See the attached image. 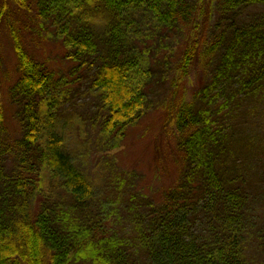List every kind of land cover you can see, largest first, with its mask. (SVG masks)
Returning a JSON list of instances; mask_svg holds the SVG:
<instances>
[{"label": "trees", "instance_id": "16d2710c", "mask_svg": "<svg viewBox=\"0 0 264 264\" xmlns=\"http://www.w3.org/2000/svg\"><path fill=\"white\" fill-rule=\"evenodd\" d=\"M12 1L45 31L54 29L74 73L84 71L89 83L83 94L92 96L95 111L89 118L93 135L86 139L87 122L75 106L78 90L60 86L9 21L18 65L11 93L25 127L16 145L0 152V264H264V225L255 220L264 217V170L252 161L262 160L261 148L248 135L229 136L210 107L178 110V129L188 132L180 142L185 169L160 205L152 200L131 233L119 236L108 226L122 188L83 163L89 152L82 147H91L93 136L110 150L148 111L154 76L145 50L149 34L192 22L191 4ZM2 2L0 26L12 8L10 0ZM233 2L237 7L264 0ZM227 7L225 13L233 9ZM203 22L196 23L181 60L185 75L198 54ZM213 45L219 62L208 86L216 94L229 91L228 105L239 100L245 103L240 111L257 115L264 105V23L240 26L232 19ZM224 82L227 87L220 88Z\"/></svg>", "mask_w": 264, "mask_h": 264}, {"label": "rangeland", "instance_id": "374dc122", "mask_svg": "<svg viewBox=\"0 0 264 264\" xmlns=\"http://www.w3.org/2000/svg\"><path fill=\"white\" fill-rule=\"evenodd\" d=\"M0 0V6L3 4ZM30 2L31 0H26ZM191 4L192 22L177 24L172 29L162 28V32L152 38L149 34L145 50L149 52L150 67L154 76L148 87L150 108L140 121L131 127L119 142L108 150L107 146L97 145L93 136L91 147H82L89 157L83 163L91 173L101 174L102 181H113L122 188V196L109 213V229L118 235L132 232L135 222L152 209V200L160 205L167 190L180 179L185 164L181 160L180 142L187 134L182 133L176 124L177 112L185 105H193L200 110L211 108L210 114L216 124L222 125L230 135L243 134L257 139L260 146L261 161H254L255 168L264 170V105L257 115L243 113L245 103L234 100L227 104L229 91L216 94L208 84L214 79L218 65V52H212L216 34L225 30L230 20L237 25L264 23V3L240 4L236 7L233 0H187ZM12 0L10 4L12 6ZM233 6L229 12L225 7ZM230 8V7H227ZM9 16L3 17L0 26V104L3 110V123H0V152L5 153L7 145L15 146L23 137L25 123L20 115L21 105L12 97L11 88L18 78L17 56L10 35L9 21L15 24L28 50L44 62L54 72L56 81H61L70 93L78 90L75 106L84 116L86 139L93 135L89 118L94 113V100L91 95L83 94L89 83L84 71H73V65L65 58V50L54 35V29L45 31L43 24L32 21L29 14L17 5L12 6ZM204 19L200 35L198 54L189 74L180 69L185 49L190 44L196 23ZM227 87L225 82L220 88ZM86 97V98H84ZM254 121V122H252ZM2 124V125H1ZM82 139V140H86ZM81 140V142H83ZM74 140V148L80 149ZM82 146V145H81ZM12 162L8 164L11 167ZM13 167V166H12ZM113 184V183H112ZM107 192V189L104 188ZM48 191V188L45 190ZM264 214V212L262 213ZM261 226L264 217L255 219Z\"/></svg>", "mask_w": 264, "mask_h": 264}]
</instances>
